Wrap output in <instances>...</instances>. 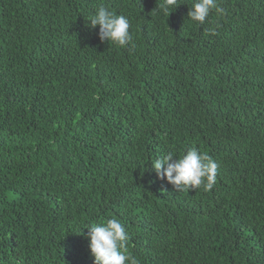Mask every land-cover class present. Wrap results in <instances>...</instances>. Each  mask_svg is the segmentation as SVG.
<instances>
[{"label": "trees", "instance_id": "1", "mask_svg": "<svg viewBox=\"0 0 264 264\" xmlns=\"http://www.w3.org/2000/svg\"><path fill=\"white\" fill-rule=\"evenodd\" d=\"M159 3L0 0V264H94L84 227L111 218L139 264H264V0L203 25ZM192 147L216 183L175 192L150 163Z\"/></svg>", "mask_w": 264, "mask_h": 264}, {"label": "clouds", "instance_id": "2", "mask_svg": "<svg viewBox=\"0 0 264 264\" xmlns=\"http://www.w3.org/2000/svg\"><path fill=\"white\" fill-rule=\"evenodd\" d=\"M179 6L178 0H160L156 10L168 18ZM213 11L218 16L224 15V9L217 0H194L187 19L195 25H203ZM89 27H98V39L101 43H111L118 48L132 44L128 18L115 14L107 7L98 8L89 21ZM219 27L217 24L209 28V34L218 35ZM150 164L157 180L171 185L175 192H189L200 187L211 190L216 183L219 167L207 153L200 152L195 147L189 148L180 156H174L169 151L157 156ZM84 228L87 229L86 239L94 264H139L127 250L129 237L119 219L111 218Z\"/></svg>", "mask_w": 264, "mask_h": 264}, {"label": "bare ground", "instance_id": "3", "mask_svg": "<svg viewBox=\"0 0 264 264\" xmlns=\"http://www.w3.org/2000/svg\"><path fill=\"white\" fill-rule=\"evenodd\" d=\"M196 83V82H195ZM224 101V100H223ZM129 211V210H128ZM86 214V213H85ZM132 215V214H131ZM83 216V215H81ZM183 225V224H182ZM231 225V224H230ZM126 227V226H125ZM174 228V227H173ZM167 230V229H166ZM198 234V233H197ZM65 237V236H64ZM176 237V236H175ZM220 238V237H219ZM218 238V239H219ZM171 239V238H170ZM75 242V241H74ZM88 242V241H87ZM167 242V241H166ZM77 244V243H76ZM170 245V244H169ZM209 246V245H208ZM56 248V247H55ZM182 248V247H181ZM53 250V249H52ZM57 251V250H56ZM198 251V250H197ZM55 252V251H54ZM204 252V251H203ZM193 253V252H192ZM174 254V253H173ZM61 259V258H60ZM160 259V258H159ZM205 259V258H204ZM211 259V258H210ZM198 263V262H197ZM147 264V263H146ZM193 264V263H192Z\"/></svg>", "mask_w": 264, "mask_h": 264}]
</instances>
